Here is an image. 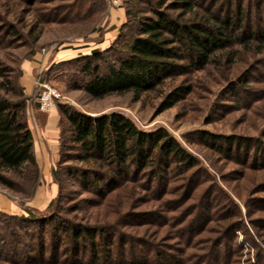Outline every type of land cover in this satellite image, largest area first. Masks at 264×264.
<instances>
[{
	"label": "trees",
	"instance_id": "1",
	"mask_svg": "<svg viewBox=\"0 0 264 264\" xmlns=\"http://www.w3.org/2000/svg\"><path fill=\"white\" fill-rule=\"evenodd\" d=\"M68 1L59 12L58 21L61 23L89 20L108 7L107 0ZM124 2L127 19L115 40L106 47H94L88 53L52 62L39 75V81H46L57 66H66L70 69L68 79L73 90L84 91L97 100L128 94L135 100H141L147 94L159 92L170 80L196 71L214 68L224 80H228L230 72L223 68V64H234L240 57L248 60L261 55L262 60L258 61L264 65V0ZM144 4L148 14H141ZM32 27L30 35L36 44L44 28ZM12 73L13 70L0 63V184L16 191L22 180L33 193L40 180L41 169L29 124L28 106L32 103L38 107L42 85L37 84L33 95H29L21 81L22 65L16 74ZM241 76L228 80L224 89L228 90L235 84L236 91H239L237 85L242 80ZM180 83L167 92L159 111L173 107L182 99V92L186 89L184 83L187 82L182 80ZM191 87L187 86V93L192 91ZM57 111L59 158L51 170L53 181L58 186L57 195L46 207L49 212L39 213L29 207L23 213L0 210V264H87L82 255L89 247L96 255V262L115 258L116 248L124 251L120 255H127L128 243L115 240L120 233L112 223L72 221L61 217L58 209L52 210L64 198L62 183L66 178L78 184L81 191L94 193L99 198L93 203L95 207L112 208L113 200L119 196L121 203L115 199L118 205L115 204L108 215L120 216L123 212V217L130 220H127L129 225L157 227L158 242L146 235L148 230L127 233L129 241L151 247L140 264H165L168 261L166 254L175 264H239L243 248L236 243L229 245L233 255L228 252V247L223 248L229 231L244 227L246 222L241 212V220L235 218L233 206L236 203L231 195L227 194L231 205L227 202L215 207L218 211L227 210V213L212 220H227L228 223H219L206 244L208 246L201 247L206 241H194L195 232L191 233L195 223L189 220L190 214H185L189 206L169 207L175 201L170 197L182 190L187 193L186 200L192 198L191 192L188 194L195 175L192 169L202 166L198 157L175 136L164 128L143 130L132 118L118 111L94 114L70 106L61 99L57 100ZM199 137L208 141L211 148L223 150L216 144L221 139L227 143L224 151L230 155L243 151L248 154L247 161L250 159V163L258 164L250 167L264 168L262 138L214 134L205 130L199 131ZM167 177L170 180L162 189L159 182ZM175 179L181 180L179 188L170 184ZM140 188L158 203L142 213L124 212L122 206L125 203L130 205L140 194ZM127 201L132 202L129 204ZM236 206L240 211V206ZM79 208L80 205H74V210ZM171 213L174 215L169 216ZM138 218L140 221L132 220ZM171 219L175 220L174 223ZM166 235L177 241L169 247L178 251L184 249L183 252L180 250V258L157 251V259H151L153 249H159L162 245H159L160 240ZM251 236L249 233V238ZM103 238L109 241L107 250H101ZM196 248L199 249L193 250ZM99 253H103L102 256H98ZM162 254L164 259L160 258ZM261 263L258 259L254 262L248 260V264Z\"/></svg>",
	"mask_w": 264,
	"mask_h": 264
},
{
	"label": "rangeland",
	"instance_id": "2",
	"mask_svg": "<svg viewBox=\"0 0 264 264\" xmlns=\"http://www.w3.org/2000/svg\"><path fill=\"white\" fill-rule=\"evenodd\" d=\"M68 3V0H52L50 2L47 0H0V63L13 70L14 73L12 74H16L25 61L36 60L39 53H42V58L47 56L48 60L54 58L55 62H58L80 53H88L94 47H106L117 38L122 24L127 19L124 0H117L116 3L107 0L108 7L94 18L75 23H61L58 21L61 15L59 12ZM145 6L147 5H143L144 9L141 14H148ZM33 25L44 28V33L36 44L33 43V36L30 35ZM11 29L14 30L13 33ZM258 60H262L261 55H256L248 60L240 57L235 60L234 64H223L225 70L229 69V81H233L235 77L242 75V80L237 85L239 91H236L235 84L228 90L224 89L228 80H224L223 76L217 73V69L214 68L192 72L184 77L180 76L174 81L170 80L168 84L175 82L174 85L182 84L180 82L186 80L187 83H184L186 89L182 92V99L164 111H159L160 104L167 92L173 88L174 85L172 84L162 87L159 92L145 95L141 100H135L131 94L111 95L105 99L97 100L84 91L71 88L68 79L70 69L66 66L54 68V71L52 70L46 81L42 83L57 89L62 94L61 100L63 102L80 110L94 114L118 111L132 118L143 130L155 131L164 128L175 136L190 153L198 157L202 166L199 165L192 169L195 175L188 193L191 192L192 198L186 200L187 193H183L182 190L181 193L170 197H173L175 201L169 207L189 206L185 214H190L189 220H193L192 222L195 223L193 233H191L194 234L195 232L194 241L197 239L201 243L206 241L201 247L208 246L206 244H208L209 238L214 234L219 223H228L227 220H221V222L212 220V218L221 217L227 213V210L223 209L222 212L215 207L227 202L228 205H231L227 194L231 195L235 203L240 206V211H238L236 204L233 206L235 218L241 220L242 216L246 222L244 227L230 230L231 233L229 231L224 239L223 248L227 249L228 247V252L233 255V250L229 245L236 243L239 248H243L241 249L239 264H248L249 259L253 262L258 259L263 264L264 168H260V166L258 169L250 167L258 164L250 163V159L247 161L248 154L243 151L234 155L224 151L227 149V143L221 139L216 144L223 150L216 147L211 148L208 141L199 137V131L205 130L214 134L254 136L264 140V65H261L262 63L260 64ZM40 62L42 63L43 60ZM52 62L49 65L53 64ZM49 65L43 66L37 72L38 80L39 75L43 74ZM190 78L192 79L189 80ZM188 85H192V91L187 93ZM45 89L42 86L41 93ZM53 110H57V106ZM53 110L40 111L49 113ZM35 145L38 151L41 176L33 193L22 180H20V188L16 191L0 184V195L7 197L16 206L15 213H23L27 207L36 209L39 213L49 212L46 207L50 200L57 195L58 186L53 181L51 170L59 158V140L58 150L48 141L44 143L39 141ZM42 155L45 158H42ZM169 180L170 177H167L166 180L159 182L162 189ZM179 183L181 180L175 179L170 184L179 188ZM62 184L64 185V198L59 200L52 210L58 209L61 217L72 221L112 223V226L121 234H118V239L115 240L119 242L120 239L126 244L128 243L125 250L128 253L125 257L120 255L124 251L116 248L115 255H113L116 257L106 262L103 260L96 262V255L92 253V249L89 247L87 252L82 255L83 258H86L84 262L87 264H119L124 261H127V264H140L146 257V252L150 253L151 247L139 245L136 241H129L127 239L129 233L148 230L146 235L151 240L159 241L160 237L156 238L155 234L157 227L153 225L137 227L133 223L129 225L127 222L130 220L128 217H123V212L120 216L108 215L113 206L118 205L117 201L120 202L119 196L115 198L117 201L113 200L112 208L107 206L95 207L93 203L98 202L97 199L99 198L94 193L81 191L78 184L67 178ZM143 190L139 189L140 194L133 202L127 201L129 204L132 202L130 205L125 203L122 206L124 212L142 213L144 210H150L151 206L158 203V201L147 197ZM76 204L80 205V208L74 210ZM126 206L128 210L125 209ZM239 212H241V216ZM173 215L174 213H171L169 216ZM132 220L140 221L139 218ZM174 221L172 222L174 223ZM249 233L252 235L251 238H249ZM126 235L127 237H125ZM160 241L159 245H162L156 251L153 249L150 254L151 259H157V251H165L180 258L181 251L184 249L181 248V251H178L169 247L173 243L176 244L177 241L169 239L168 235L163 236ZM107 243H109L107 238H103L101 250L110 246ZM257 246L260 250H257ZM102 254L99 253L98 256H102ZM160 258L164 259V254ZM168 258L166 254L168 261L165 264H175ZM176 261L179 262L178 259Z\"/></svg>",
	"mask_w": 264,
	"mask_h": 264
},
{
	"label": "crops",
	"instance_id": "3",
	"mask_svg": "<svg viewBox=\"0 0 264 264\" xmlns=\"http://www.w3.org/2000/svg\"><path fill=\"white\" fill-rule=\"evenodd\" d=\"M48 55V54H47ZM39 57L36 60H27L22 64L23 76L21 78L22 84L25 87L27 94L33 95L36 87L37 72H39L43 66L47 67L54 58H42V53L38 54ZM43 62L41 63L40 61ZM28 119L31 130L33 132L35 144L39 141L44 143L45 141L53 144L54 148L58 150L59 140V113L57 110L46 113L39 110L32 103L28 106ZM48 139V140H47ZM36 146V145H35ZM38 160V151L35 149ZM42 158L44 155L41 156ZM45 158V157H44ZM39 162V161H38ZM0 210L15 213L16 206L12 204L7 197L0 195ZM15 210V211H14Z\"/></svg>",
	"mask_w": 264,
	"mask_h": 264
},
{
	"label": "built area",
	"instance_id": "4",
	"mask_svg": "<svg viewBox=\"0 0 264 264\" xmlns=\"http://www.w3.org/2000/svg\"><path fill=\"white\" fill-rule=\"evenodd\" d=\"M112 3H116L117 0H109ZM37 84L45 87V91H43L40 95L39 108L40 110H53L57 106V100L62 98V94L58 92L57 89L48 86L45 83L40 82L37 79Z\"/></svg>",
	"mask_w": 264,
	"mask_h": 264
}]
</instances>
